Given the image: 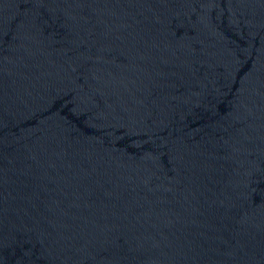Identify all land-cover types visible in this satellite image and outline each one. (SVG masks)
I'll return each instance as SVG.
<instances>
[{"label": "water", "instance_id": "obj_1", "mask_svg": "<svg viewBox=\"0 0 264 264\" xmlns=\"http://www.w3.org/2000/svg\"><path fill=\"white\" fill-rule=\"evenodd\" d=\"M0 264H264V0H0Z\"/></svg>", "mask_w": 264, "mask_h": 264}]
</instances>
